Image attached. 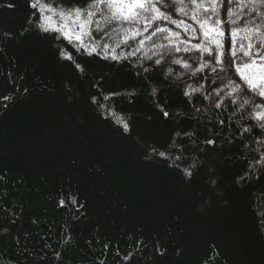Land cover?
Wrapping results in <instances>:
<instances>
[{
  "label": "trees",
  "instance_id": "trees-1",
  "mask_svg": "<svg viewBox=\"0 0 264 264\" xmlns=\"http://www.w3.org/2000/svg\"><path fill=\"white\" fill-rule=\"evenodd\" d=\"M35 2L0 0V264H264V129L249 118L264 108H238L244 95L221 93L220 108L204 100L214 87L203 78L211 67L192 76L171 63L173 55L199 57L195 51L161 49L163 70L150 42L134 57L121 44L119 62L88 56L36 27ZM40 3L59 13L90 0ZM233 7L241 28L264 32L260 0ZM93 20L85 42L99 38L109 49L130 27ZM65 26L77 27L74 18ZM189 85L203 88L185 96ZM247 98L261 99L251 91Z\"/></svg>",
  "mask_w": 264,
  "mask_h": 264
},
{
  "label": "snow or ice",
  "instance_id": "snow-or-ice-1",
  "mask_svg": "<svg viewBox=\"0 0 264 264\" xmlns=\"http://www.w3.org/2000/svg\"><path fill=\"white\" fill-rule=\"evenodd\" d=\"M264 4V0H260ZM234 5L238 6V0H90L86 9L77 8L74 11L69 9L68 12L61 10L55 13L54 9L47 7L45 4L36 0L30 6L38 8L41 13L42 22L37 23L36 27L44 33L50 31L59 33L65 40L76 42L88 56L97 55L103 60L121 61L126 57L116 53V48L121 44L132 48L127 53V57H134L137 53L143 51L146 47V42H150L153 51V56H158L153 61L155 65H161L163 70L164 57L161 49L166 48L169 55L173 52L185 53L198 52L199 57H178L172 56L171 63L180 65L185 70H191L192 76L203 72L205 68L211 67V73H205L204 79L211 78V83L214 87L209 94L204 95V100H210L215 104V107L220 108L224 101L220 100L221 93L227 97L244 95L246 98L237 106L245 108L246 105L252 104L255 108H264V32H261L259 27L253 29L241 28L237 24V18L240 13L235 11ZM11 6V5H10ZM226 13L231 18L230 23L225 20L221 12ZM45 12L58 14L62 20L74 18L77 27L69 29L64 25L56 27L51 23L52 16L45 15ZM178 14V15H177ZM100 15L106 21H118L122 26L129 25L124 28V38L115 46L109 49L107 43L101 45L97 42L91 45L86 43L84 37L89 33L87 26L94 22L93 17ZM191 23H187L186 19ZM163 22L174 27L162 26ZM31 23V22H30ZM142 24V27L137 25ZM147 33V35H144ZM240 33H244L240 35ZM129 40L133 44H129ZM167 41V44L157 43V41ZM193 41H195L193 43ZM60 55L63 59L71 60L63 48L60 49ZM143 58L151 60V57L144 54ZM189 60L202 61L198 67H193ZM139 63V59L133 63V67ZM75 67L78 71L83 72V66L76 63ZM233 69L235 72L233 73ZM151 65L143 68L144 72H150ZM173 69L169 66L166 75H172ZM249 73H253L250 75ZM214 74V75H213ZM181 73H176L177 79ZM234 76H239L240 81L247 86L246 91L242 89V85L234 79ZM223 85V87H221ZM191 88V85L188 86ZM203 85L198 88H191V92L185 90L184 95L190 96L191 93L201 92ZM157 89H152V94H156ZM247 91H251L254 95H258L260 101H254L247 98ZM211 93L215 94V97ZM110 95H116L112 93ZM105 96V99H108ZM93 103L96 98L93 97ZM232 104H236V100H231ZM104 105H101L103 108ZM246 110V109H245ZM199 111V109H197ZM109 115L115 113L109 110ZM168 116V112H164ZM250 119L260 121V127L264 129V111L249 113ZM116 123H118L125 132L129 131L127 121L116 115ZM250 129L246 128L245 131ZM188 136L193 133H185ZM180 135L179 132L176 133ZM208 144H213V140H207ZM175 148L176 143L169 146ZM157 155L164 160H168L169 156L166 151H159ZM180 159L179 156L176 157ZM169 166H172L171 164ZM195 167V165H191ZM184 175L190 177L192 175L188 168L182 169ZM63 201H61V206ZM127 259V257H125Z\"/></svg>",
  "mask_w": 264,
  "mask_h": 264
},
{
  "label": "rangeland",
  "instance_id": "rangeland-1",
  "mask_svg": "<svg viewBox=\"0 0 264 264\" xmlns=\"http://www.w3.org/2000/svg\"><path fill=\"white\" fill-rule=\"evenodd\" d=\"M45 15H51L52 16L51 23L53 25H55L56 27H60L61 25L65 26V24L67 22V20H62L61 17L58 14L45 12ZM71 21H73V20H71ZM69 24H72V23H69ZM249 74L252 75L253 73H249Z\"/></svg>",
  "mask_w": 264,
  "mask_h": 264
}]
</instances>
